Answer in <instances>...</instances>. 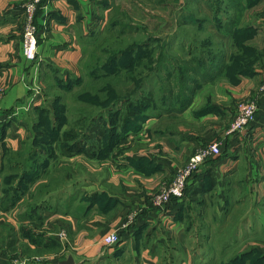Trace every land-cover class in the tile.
<instances>
[{
    "label": "crops",
    "instance_id": "crops-1",
    "mask_svg": "<svg viewBox=\"0 0 264 264\" xmlns=\"http://www.w3.org/2000/svg\"><path fill=\"white\" fill-rule=\"evenodd\" d=\"M26 1L0 0L1 163L4 149L19 157L32 140L33 107L58 74L77 76L112 3L127 0H43L34 61L21 48ZM151 1H165L167 9L135 11L144 37L137 34L128 47L135 59L119 60L122 80L135 82L133 93L121 95L135 93L151 106L138 128L106 157L56 151L15 203L0 201V214L17 232L39 226L40 244L19 233L16 240L51 251L34 264H264V0ZM250 100L257 104L254 121L230 132ZM210 141L220 142V153L199 166L184 195L153 206L152 195ZM24 162L26 170L34 165ZM112 231L121 242L103 243ZM15 253L0 250V264H11Z\"/></svg>",
    "mask_w": 264,
    "mask_h": 264
},
{
    "label": "rangeland",
    "instance_id": "rangeland-1",
    "mask_svg": "<svg viewBox=\"0 0 264 264\" xmlns=\"http://www.w3.org/2000/svg\"><path fill=\"white\" fill-rule=\"evenodd\" d=\"M166 3L167 2L165 1L156 3L152 2L151 0H149L148 2H142L140 0H127L126 2L117 1L112 3L114 5L111 10V14H109L105 22V26L103 27V29L97 30V32L93 36L92 43L88 45L89 47L83 51V69L78 71L76 77L74 75L64 77L61 84H58V80H55L51 84V89L47 90L44 93L45 97L39 104L45 109V111L41 114V117H37V114L32 111L28 119L31 122L34 120L38 121L40 119L41 121H49L54 124H61L63 122L64 125L62 126V130L69 129V127L73 125H75V128H79L80 124L78 123V119H80L82 116H87V114H89L88 117L94 116L99 111V108L88 104L86 100H84L85 97H88V92L93 93L98 90L101 91L104 85H109L116 89L115 95L133 93L130 88L134 89L135 82H131L129 78L122 80L119 73V59L123 57L121 59L126 58L127 61L130 58H136L135 52H133L132 54H128V56L125 54L128 53L127 51H129L128 47L135 45V43L138 41L137 34L140 33L139 36H142V27L140 26L142 24L139 21L141 19L138 16L136 17L135 11L146 10L150 14L149 8L151 6H159L158 9L164 10V8L167 9V6L165 5ZM176 4H178V0ZM193 8L194 6L192 7V9ZM196 9L199 10L200 8L197 6ZM122 52H124V54L121 57L111 62V64H107L110 61V58L116 55H120V53ZM104 65L106 66L104 67ZM104 95L105 94H101L100 96L102 97ZM111 95L114 96V93H111ZM134 96L136 97L135 93ZM145 101V99L138 98V102H141L143 105L144 103H146ZM111 102H113V98L110 99V103ZM245 102L249 101H243V103ZM242 104L240 105V107L242 106ZM150 108L151 106H144L143 112L147 113ZM106 117H108L107 113ZM137 123H139V121H137ZM27 126V134L29 133L27 135L28 138L32 139V137L34 138L35 136L41 137L40 128H36L31 132L30 122L27 124ZM46 137L47 136L42 137L43 142L47 141L45 139ZM34 144L35 143L33 141L27 142V145L24 146L23 151H21L18 155L22 156L20 160L23 159V156L29 152L30 147ZM37 145L39 147H46L43 143H37ZM38 155L40 157L43 156L42 153H39ZM50 159H53V157H50ZM59 163L60 161H58V164ZM0 165H3V160L1 163V159ZM4 165L8 167L6 163ZM34 166L36 167V164H34ZM7 174L16 175L19 173L8 170ZM4 176L5 174H0V188L1 185L2 188L4 187ZM7 186L12 187V185ZM1 196L3 198H0V201H5L7 198V194H1ZM10 221L11 220L7 215L0 214V233H4L3 236H0V250H3L7 254L9 252H16V257L14 256L11 259V264H19L23 261H28V257H30V259L32 260L38 259L39 255H48L49 253H51V251H48L45 248L35 249L25 244L16 242L19 234L25 236V232H27L28 230H32V232H34L35 234H41V232L38 231V225L32 224L31 228L25 225L24 228L18 229L17 232L12 222ZM60 233L63 232L59 231L58 234ZM120 242L121 241H119V243ZM19 249L21 250V252H19ZM106 264L111 263L107 262Z\"/></svg>",
    "mask_w": 264,
    "mask_h": 264
},
{
    "label": "trees",
    "instance_id": "trees-1",
    "mask_svg": "<svg viewBox=\"0 0 264 264\" xmlns=\"http://www.w3.org/2000/svg\"><path fill=\"white\" fill-rule=\"evenodd\" d=\"M41 3L38 5L36 12ZM34 21L36 24L35 17ZM128 50V53H125L127 56L133 53L132 49ZM123 54L124 52L120 53V55L113 56L107 64H111V62L118 59ZM124 62H126V58H124ZM105 66L106 65H104V67ZM134 67L135 66H130L128 69H134ZM120 68L124 67L120 66ZM53 71L56 72V70ZM72 75L71 73H67L65 77ZM63 78L62 75L58 74V77H56L58 84H61ZM115 90L116 89L109 85H104L101 91L98 90L93 93H87L88 97H85L84 100H86L88 104L99 108V111L94 116L88 117L89 114H87V116L85 115L78 119V123L80 124L79 128H75V125H73L69 127V129L62 130V126L64 125L63 122L61 124H54L49 121H41L40 119L38 121H30V131L32 132L36 128H40L41 137H32L31 142L33 141L35 144L30 147L29 152L26 154L28 158L23 157V159L20 160L22 156L20 155L14 158L15 153L10 149H4L3 151V165H1L0 172L5 174L3 177L4 189L1 185V194H7L6 200L2 201L4 207L12 205L24 194L28 189L29 181L41 175L42 167L50 160V157H55L56 151H58L60 156L65 157L73 156L80 152L91 155L98 154L101 157H106L114 149L117 141L124 136L127 131L138 128L141 119L146 116L143 114L146 104L144 103L143 105L141 102H138L136 97L115 95ZM111 93H114V96H112ZM101 94H105L102 96L103 98L100 96ZM111 98H113V102L110 103ZM142 99L146 100V98ZM33 111L37 114L36 116L40 118L45 109L41 107V105H37L33 107ZM106 113L108 117H106ZM137 121H139V123H137ZM5 127L6 124L3 121L0 122V140L4 137ZM43 136H47L45 138L47 140L46 142L42 141ZM89 139H96L100 142L96 145H86L85 143ZM37 143H43L46 147H39ZM39 153H42L43 156L40 157L38 155ZM18 155L19 152H17L16 156ZM24 160H31L33 164H36V167L30 164L29 168L26 170V163ZM5 163L7 166L11 163V171L20 173L8 175L7 171L9 168L4 165ZM15 177L18 178L17 183H14ZM7 185H12V187H8ZM30 212L35 214L34 211ZM25 237L35 244H40V242H42V235L35 234L32 230L25 232Z\"/></svg>",
    "mask_w": 264,
    "mask_h": 264
},
{
    "label": "built area",
    "instance_id": "built-area-1",
    "mask_svg": "<svg viewBox=\"0 0 264 264\" xmlns=\"http://www.w3.org/2000/svg\"><path fill=\"white\" fill-rule=\"evenodd\" d=\"M42 0H27L23 5V23L21 29V48L25 59L34 61L37 52L38 29L34 21L35 12ZM262 89H264V82ZM257 104L249 101L243 104L233 116L230 123V132H239L248 127L255 119ZM221 147L219 141H210L198 148L192 153L184 166L177 169L173 180L161 186L151 197V204L155 207H163L172 199L181 198L190 177L195 173L199 166L208 158L214 157L220 153ZM65 238L64 233L59 234ZM119 234L112 231L103 236L102 242L108 245L117 244ZM35 260V259H33ZM33 260L23 261L19 264H34ZM29 262V263H28Z\"/></svg>",
    "mask_w": 264,
    "mask_h": 264
},
{
    "label": "water",
    "instance_id": "water-1",
    "mask_svg": "<svg viewBox=\"0 0 264 264\" xmlns=\"http://www.w3.org/2000/svg\"><path fill=\"white\" fill-rule=\"evenodd\" d=\"M68 260H70V258H69ZM68 260H67V261H65V264H71V262L69 263V261H68Z\"/></svg>",
    "mask_w": 264,
    "mask_h": 264
}]
</instances>
